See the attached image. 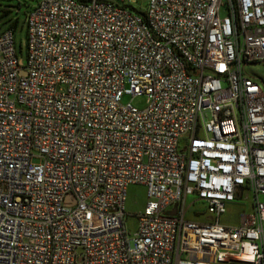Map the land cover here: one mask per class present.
Masks as SVG:
<instances>
[{"label": "built area", "instance_id": "obj_1", "mask_svg": "<svg viewBox=\"0 0 264 264\" xmlns=\"http://www.w3.org/2000/svg\"><path fill=\"white\" fill-rule=\"evenodd\" d=\"M137 3L40 0L26 63L0 35V264H264V0Z\"/></svg>", "mask_w": 264, "mask_h": 264}, {"label": "rangeland", "instance_id": "obj_2", "mask_svg": "<svg viewBox=\"0 0 264 264\" xmlns=\"http://www.w3.org/2000/svg\"><path fill=\"white\" fill-rule=\"evenodd\" d=\"M40 0H0V9L6 6L11 8L7 14L0 18V35L2 32L12 25V21L17 20L14 27L15 47L19 58L27 62L28 53V29L25 23L26 12L31 6L37 4ZM147 0H138V6L145 7ZM245 73L257 79L264 88V62L252 63L245 66ZM124 102H131L139 108L147 105V96H124ZM194 196L191 195L187 204H191ZM148 201L146 187L141 184H131L127 190L126 201V227L129 233L134 234L138 228L139 218L136 215L138 211L144 209ZM251 200L246 198L235 203H231L227 207V212L222 216L221 223L236 225L239 222L240 214L250 208ZM186 218L198 221H211L212 217L209 209L203 202H197L187 209Z\"/></svg>", "mask_w": 264, "mask_h": 264}, {"label": "trees", "instance_id": "obj_3", "mask_svg": "<svg viewBox=\"0 0 264 264\" xmlns=\"http://www.w3.org/2000/svg\"><path fill=\"white\" fill-rule=\"evenodd\" d=\"M6 7H7V6H6ZM9 11H11V9H7V8L2 9V16H1V17H3V16H4L5 14H7ZM26 13H27V12H26ZM16 23H17V20L12 21V25H11L10 27L14 29Z\"/></svg>", "mask_w": 264, "mask_h": 264}]
</instances>
